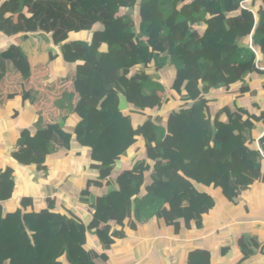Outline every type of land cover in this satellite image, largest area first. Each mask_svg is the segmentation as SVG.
Wrapping results in <instances>:
<instances>
[{
  "label": "trees",
  "instance_id": "obj_1",
  "mask_svg": "<svg viewBox=\"0 0 264 264\" xmlns=\"http://www.w3.org/2000/svg\"><path fill=\"white\" fill-rule=\"evenodd\" d=\"M0 35L13 39L0 49V93L7 85L34 102L32 76L41 88L53 63L67 68L44 85L55 100L37 124L43 140L31 144L22 131L12 157L44 169L48 155L73 145L96 173L79 191L78 203L94 210L85 220L50 198L7 210L14 180L0 173V264H109L139 224L200 230L215 194L239 204L264 183V136L255 144L264 108L253 101L254 115L238 104L257 96L248 81L264 74V0H0ZM224 92L236 97L225 103ZM244 240L246 259L255 248ZM182 257L211 264L205 250Z\"/></svg>",
  "mask_w": 264,
  "mask_h": 264
},
{
  "label": "crops",
  "instance_id": "obj_2",
  "mask_svg": "<svg viewBox=\"0 0 264 264\" xmlns=\"http://www.w3.org/2000/svg\"><path fill=\"white\" fill-rule=\"evenodd\" d=\"M252 13L254 14L253 11ZM9 42H13V39L0 35V49H4ZM32 63L34 67L36 63ZM52 66L55 68V63ZM62 67L65 72L67 68ZM53 73L54 70L50 67L48 75L42 80L41 88L35 87L36 79L39 80L40 77L32 76V94L35 95L34 91H37L38 95L34 102L12 95L7 91V85L3 88L5 92L0 93V173L10 170L14 180L12 198L6 200L4 206L7 210H14L24 201L28 209L37 210L45 207L50 198L66 213L85 220L94 210L78 203L79 191L88 178L96 176L85 149L72 145L68 151L57 150L46 157L44 169H37L34 164H19L12 157L19 148L22 131H28L33 137L31 144L43 140L37 124L41 115L54 112L55 96L44 86L55 82ZM5 81L9 85L11 79L6 77ZM248 83L250 88L258 90V94L253 100L248 98L249 101L241 98L238 104L244 106L247 113L255 115L258 111L253 110V101L264 108V74L252 75ZM222 96L225 103H230L236 97L234 93L226 92ZM263 136L264 132H261L255 141ZM94 194L100 196L97 191ZM215 200L216 205L204 217L200 230H184L176 234L173 228H160L151 221L139 224L134 235L118 241L112 248L109 264H184L183 254L194 249L208 251L211 264H264V183L256 184L244 192L239 204L228 203L216 194ZM89 239L91 246L97 248V241ZM244 239H250L255 248L246 259L243 254V249L247 246Z\"/></svg>",
  "mask_w": 264,
  "mask_h": 264
},
{
  "label": "rangeland",
  "instance_id": "obj_3",
  "mask_svg": "<svg viewBox=\"0 0 264 264\" xmlns=\"http://www.w3.org/2000/svg\"><path fill=\"white\" fill-rule=\"evenodd\" d=\"M243 6H244V4H243ZM147 16V15H146ZM151 18L153 19V20H155V21H157L158 22V19L156 18V15H154V14H152L151 13ZM134 18V21H138L139 19H140V17H139V12H138V9L136 10V16L135 17H133ZM146 17H145V15H142V19H145ZM248 46H249V41H248ZM51 67V69H53L54 70V73L52 74L53 76H55V77H57V78H59V77H61V75H63L64 74V70H65V68L64 67H62L60 64H59V62L58 63H55V68H53L52 67V65L50 66ZM167 72H169L168 70H167ZM165 70H163L162 71V77H163V79H162V84L164 85V87L166 88V87H169V82H170V77H169V75H168V73H167ZM168 89V88H167ZM223 93H221L220 95H217V96H219V97H223V96H221ZM213 104L214 103H212L211 105H212V107H213ZM211 105H209L208 104V108H209V111L211 112ZM214 107H215V109L217 108L218 110H219V108L221 107V103H219V102H215V104H214ZM216 109V110H217ZM218 110H217V112H218ZM216 112V113H217ZM76 176V175H75ZM72 182V181H71ZM76 183V182H75ZM73 184H74V182H73ZM75 186V185H74ZM76 187V186H75Z\"/></svg>",
  "mask_w": 264,
  "mask_h": 264
},
{
  "label": "built area",
  "instance_id": "obj_4",
  "mask_svg": "<svg viewBox=\"0 0 264 264\" xmlns=\"http://www.w3.org/2000/svg\"><path fill=\"white\" fill-rule=\"evenodd\" d=\"M240 6H241L242 9H246V7L243 6V4H241ZM250 11H251V10H250ZM251 12H252V11H251ZM253 16H254V14H253ZM254 17H255V16H254ZM249 40H250V42H249V47H250L251 50L254 51V53H255V50H254V48H253V46H252V43H251V39L249 38ZM255 142H256L257 148L259 149V146H258L257 140H256Z\"/></svg>",
  "mask_w": 264,
  "mask_h": 264
}]
</instances>
